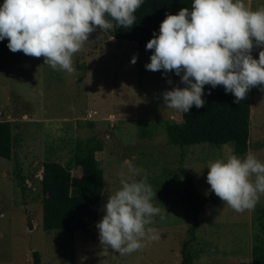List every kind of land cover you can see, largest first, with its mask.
Returning <instances> with one entry per match:
<instances>
[{"label": "rangeland", "instance_id": "1", "mask_svg": "<svg viewBox=\"0 0 264 264\" xmlns=\"http://www.w3.org/2000/svg\"><path fill=\"white\" fill-rule=\"evenodd\" d=\"M244 3L252 9L264 7V0ZM6 43L7 38L0 40V120L10 122L14 141L11 158L0 157V264H32L33 251L39 253L42 264H181L189 218L180 195L178 167L192 175L200 193H211L205 166L232 154V145L167 144L161 126L151 137L138 138V119L180 120V112L163 109L161 100L163 90L181 86L179 76L145 69L152 50L136 44L131 27L100 30L97 26L72 54L71 73L53 70L42 56L12 52ZM260 47L254 45L251 50L254 58ZM133 55L136 60L130 63ZM245 97L250 110L247 151L264 161V87L252 86ZM90 135L102 142V149L95 153L104 182L98 220L108 193L119 186V174L126 172L121 162L134 156V164L146 174L155 193L152 203L160 208L150 225L159 239L121 255L111 249L102 251L95 225L73 233L42 228V202L47 197L40 183L43 163L61 162L71 174H78L72 161L74 141ZM16 165L22 185L15 177ZM258 208H264V194L253 209L242 212L219 197L207 202L198 214L191 264H251V232L252 225L259 223Z\"/></svg>", "mask_w": 264, "mask_h": 264}, {"label": "clouds", "instance_id": "2", "mask_svg": "<svg viewBox=\"0 0 264 264\" xmlns=\"http://www.w3.org/2000/svg\"><path fill=\"white\" fill-rule=\"evenodd\" d=\"M143 0H2L0 40L25 55L43 57L53 70L73 71L72 54L98 26L130 28L135 10ZM115 22V23H113ZM260 47L254 58L251 50ZM151 49L146 70L171 71L183 86L161 92L163 109L188 113L201 108L204 86L220 85L231 93L233 103L244 99L257 84L264 87V7L252 9L244 0H190L189 7L165 13L158 31L145 43ZM136 56L130 58L134 63ZM172 84L171 79L166 81ZM135 157L121 162L119 186L108 193L103 216L95 222L102 251L126 254L159 239L150 226L160 208L146 174L134 164ZM206 183L223 204L236 212L251 210L264 194V161L251 150L227 154L209 161ZM139 175V179L131 178ZM165 210V209H164Z\"/></svg>", "mask_w": 264, "mask_h": 264}, {"label": "trees", "instance_id": "3", "mask_svg": "<svg viewBox=\"0 0 264 264\" xmlns=\"http://www.w3.org/2000/svg\"><path fill=\"white\" fill-rule=\"evenodd\" d=\"M189 6L190 0H143L134 12L135 23L131 26L136 44L145 48L153 31H158L165 13L175 14L180 8ZM204 88L207 90L202 97L205 104L201 108L192 106L188 113L180 112L179 121L138 119V138L151 137L161 126L167 144L185 146L201 142L230 143L232 153L245 154L249 136L248 98L233 103L234 97L230 92L225 93L222 86L210 88L205 85ZM13 141L10 122L0 120V157L11 158ZM101 149L102 142L95 135L75 138L72 161L78 168V174H71L61 162L43 163L40 183L42 191L47 194L42 202L41 226L44 230L60 229L70 233L86 231L98 221L104 182L101 163L95 153ZM14 169L18 184L22 185L19 166L16 165ZM178 171L182 179L180 195L189 218L186 238L180 249L181 264H191L195 256L191 243L196 238L200 224L198 214L207 202L214 203L218 197L212 192L200 193L192 175L183 166H179ZM256 213L259 223L258 226L252 225L250 258L251 264H264V208H258ZM31 257L32 264H42L38 252L33 251Z\"/></svg>", "mask_w": 264, "mask_h": 264}, {"label": "water", "instance_id": "4", "mask_svg": "<svg viewBox=\"0 0 264 264\" xmlns=\"http://www.w3.org/2000/svg\"><path fill=\"white\" fill-rule=\"evenodd\" d=\"M30 227H31V225H30Z\"/></svg>", "mask_w": 264, "mask_h": 264}]
</instances>
